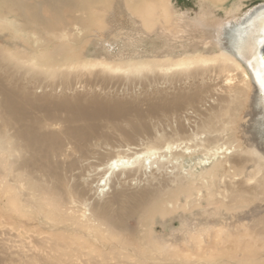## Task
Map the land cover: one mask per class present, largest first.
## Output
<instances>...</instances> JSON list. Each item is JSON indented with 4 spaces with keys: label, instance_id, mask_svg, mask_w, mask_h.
<instances>
[{
    "label": "bare ground",
    "instance_id": "obj_1",
    "mask_svg": "<svg viewBox=\"0 0 264 264\" xmlns=\"http://www.w3.org/2000/svg\"><path fill=\"white\" fill-rule=\"evenodd\" d=\"M198 2L192 17L175 0H108L99 8L89 0H0V53L25 77L16 82L0 57V193L12 208L10 221L34 211L70 223L41 250L61 264H76L60 252L76 243L66 234L86 238L89 230L95 237L96 222L111 234L102 221L113 219L116 227L135 220L146 202L169 193L173 198L145 230L146 264L188 263L197 248L195 262L226 257L230 264L236 247L249 244L264 209V3L240 18L242 0ZM68 30L76 34L70 40L62 33ZM135 88L137 97H111ZM188 106L200 121L192 145L208 152L199 171L185 173L169 164L193 147L168 141L186 129L147 137L143 147L146 128L134 122H143L141 113L179 117ZM246 199L257 201L229 211ZM30 236V244L18 241L19 257L39 254ZM113 241L121 245L111 248L126 251L121 239Z\"/></svg>",
    "mask_w": 264,
    "mask_h": 264
},
{
    "label": "rangeland",
    "instance_id": "obj_2",
    "mask_svg": "<svg viewBox=\"0 0 264 264\" xmlns=\"http://www.w3.org/2000/svg\"><path fill=\"white\" fill-rule=\"evenodd\" d=\"M89 1H90L88 5L89 7L90 6L92 7L95 5V7L99 8V7H102L105 4V2L108 0H99V2H97V0H89ZM175 1L177 2L179 9L183 10L185 13L190 14L192 17H195L198 14L199 12L198 0H175ZM227 1H230V0H227ZM100 2H103V3L99 4ZM242 3H243L242 5L243 13L240 16V18L248 14L251 11V9L254 10L258 6L262 5L264 3V0H242ZM90 12L91 10L89 11V14ZM91 14L93 13L91 12ZM75 15L76 14L72 16L75 17ZM219 17L220 19H224L225 13L220 11ZM84 32H85V38L89 37L88 36L89 31H87L86 29L85 30L82 29L79 31L80 34H83ZM62 33L64 34V38L67 40H70L73 37V35H76L74 33H70L69 30L63 31ZM77 45H79L78 42H76V46ZM186 52H187L186 55L191 54L190 50L189 51L187 50ZM199 53L203 56H206L209 54L204 49L199 50ZM0 57L3 59V63L1 62L2 63L1 66L2 67L5 66V70L6 69L9 70V68H11L9 75L12 78H14L16 82L23 83L24 82L23 79L25 78L23 76L24 72L17 71L16 70L17 68L15 66L8 63L9 58L8 57L4 58L5 56L3 52L0 53ZM19 72H22V74ZM138 89L139 88H135L133 90H128V89L119 90L118 92L111 94V97H117V96L122 97V98L137 97L141 94L140 89L139 90ZM189 89L190 88H186L185 90L188 91ZM170 92H173V90H170ZM206 107H208V104L203 109H205ZM233 108H234V104L226 106L225 111H228L230 109L231 111H233ZM140 109L144 110L145 109L144 105ZM141 112H144V111H141ZM195 112L197 113L196 108H194L193 106H188L185 108V110L181 112L179 117H177V115L175 116V115L169 114L166 116L157 115L156 117L151 116V117L146 118V115L144 113H141L142 115H140V118H143V119L145 118V119L142 120L143 121L142 123H140V120H136L134 124L135 126L144 124L146 128V132L143 134V138L145 139L150 136L151 137L160 136L163 133L171 134V132H173V130H175L177 126L182 125L186 129L187 133L181 135L180 137L172 136L171 138H169L168 142H173V144H180L181 148H185V146L193 147L192 137H194L195 135L194 133L196 129L198 128V124H200V121L198 120L199 117L198 115H196ZM209 115L207 116V118L210 117ZM212 122L213 121H211V123ZM242 124H245L244 121L242 122ZM212 125L218 126V123L214 121ZM114 137H118V133L115 134ZM202 137H205V136L203 135ZM189 140H191L192 143ZM178 141H180V143H178ZM148 142L149 141L146 139L140 143H142L143 147L145 146L147 147L148 146L147 144L150 145V143ZM4 143L5 142L0 139V146L3 145ZM197 148L193 147V149L191 150L192 152L189 151L187 154H185L184 157L178 156V157L172 158L171 161L173 164H169V167H170L169 170H171L172 165H179V166L182 165L183 166L182 168L184 169L185 173L192 171V170L195 171V169L199 171L201 169V167L199 166L200 160L202 159L204 160L207 157L206 151L208 152V148H206L207 150L205 151H204V148L202 149V147H199V149ZM224 150L223 152H225ZM225 155L226 153L222 154L220 157L222 158ZM176 158H178V161L175 160ZM134 182H133L134 185L137 184V181H134ZM97 185H98L97 182H94L91 184V187L92 188L94 187L93 188L94 191H96ZM173 196H174V193H169L167 195H164L163 197L152 199L151 201L146 202L143 206V211L140 213L139 216L138 215L135 216V220L126 219L123 222L117 223L116 227L114 226L115 221H113V219H107L105 221H102L111 227V230H112L111 234L106 232L107 230L106 225L104 226L103 223L101 222L94 223L93 229L95 228V231H94L96 233L94 234L95 237H97L100 241H104V242L97 243L95 241L97 239L93 237V235H91L89 230L85 231L87 235L86 238H80V237L75 236L74 233L72 232L70 233L67 232L68 234L66 235L69 236L68 239L73 238L76 240V243L70 244L68 246L69 249H66V250L61 249L60 252L62 253L67 252V255H66L67 259L74 258L76 260L75 261L76 264H102L103 262H106L108 264H117V263L146 264L144 260L146 259L150 260V258H149V252L145 251L144 249L147 244L144 245L142 241L145 239V236L147 237V235L149 234L148 233L146 235L145 230L148 229V226H147L148 223L149 222L151 223L153 221L154 216L160 213L161 208H164L167 205V202L171 200ZM105 198H106V195L104 197L102 196L101 200L103 201L105 200ZM36 199H37L36 200L37 203H39L38 205H40V207L45 212L47 209L42 204L44 197L42 195L40 196L37 195ZM255 201L257 200H251V199L241 200L239 204L237 203V206L230 208L229 211L235 212L236 209H243V208L244 210H246V207L244 206H249L251 205L252 202H255ZM203 208L208 209L209 208L208 204L204 203ZM11 209L12 208H10L7 205V201L5 200L4 196L1 195L0 193V264H61L59 262V258L57 257L55 258V255L51 254L48 256L45 254V252H41V250L46 251L51 246H53L54 245L53 240L56 239L55 236L56 234H58L60 227L62 226V229H64L65 227L70 228V223L62 225V223H60L59 221L58 222L54 221L51 216L49 218L43 219V218L38 217L37 213L34 211L33 213L28 212V211L26 212L22 211L20 216L15 215V217L10 221L7 215L10 212L9 210ZM47 213H50V212H47ZM253 224L255 226L254 227L255 231L250 233L249 238H247V241H249V244L236 247L237 251H235V254H234L235 256L234 258L236 260L231 261L230 264H236L239 262L240 263L251 262L249 264H264V209H262V214L259 216V221ZM178 225H179V222L176 221V226ZM156 228L160 235H163V234L165 235L167 232L160 225H157ZM169 231L170 230H168V232ZM30 235L35 236V243L33 244L34 246L36 245V248H37V251H39V254L37 253L36 255H34L36 256V258L34 259H33L34 256H30L32 257L31 259L27 257H19L17 254H15V248H17V246L21 244L18 241L23 240L26 243L30 244V242L32 241L30 239L33 237ZM113 236L123 241L122 246L126 247L125 252L119 248L117 249L111 248V247H114L116 243L121 245L120 244L121 242L115 243V241H113ZM205 245L206 243L204 244L205 250L208 249L210 253L216 249L215 243L213 242L207 247ZM230 245H231L230 243H228V245L225 244L224 245L225 249L227 246L230 247ZM70 248L76 249L77 252L70 253ZM128 248H131L132 252L129 251ZM141 249L143 250V252ZM199 251L200 250L197 248L196 251L193 252V255L190 259L191 262H188V263L185 260L184 261L154 260V262L167 263V264H227V262L225 261L227 260L226 257L221 258V259L214 257L208 260H206L205 258V259H201L200 262H195V259H199V253H200ZM224 253H225L224 256H227L229 252L227 251V254H226V251H225Z\"/></svg>",
    "mask_w": 264,
    "mask_h": 264
},
{
    "label": "water",
    "instance_id": "obj_3",
    "mask_svg": "<svg viewBox=\"0 0 264 264\" xmlns=\"http://www.w3.org/2000/svg\"><path fill=\"white\" fill-rule=\"evenodd\" d=\"M263 58H262V60H263V62H264V55L262 56ZM264 67V66H263Z\"/></svg>",
    "mask_w": 264,
    "mask_h": 264
}]
</instances>
